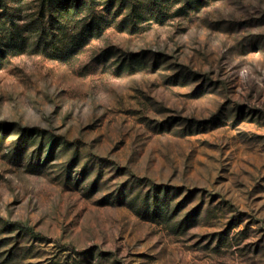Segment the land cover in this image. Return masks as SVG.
Wrapping results in <instances>:
<instances>
[{
  "label": "rangeland",
  "instance_id": "1",
  "mask_svg": "<svg viewBox=\"0 0 264 264\" xmlns=\"http://www.w3.org/2000/svg\"><path fill=\"white\" fill-rule=\"evenodd\" d=\"M44 1L5 0L0 264H264V0Z\"/></svg>",
  "mask_w": 264,
  "mask_h": 264
},
{
  "label": "trees",
  "instance_id": "2",
  "mask_svg": "<svg viewBox=\"0 0 264 264\" xmlns=\"http://www.w3.org/2000/svg\"><path fill=\"white\" fill-rule=\"evenodd\" d=\"M69 0H45L44 5L48 7V10L57 12L58 14L60 11L65 10L66 2ZM79 0H73V2L77 3ZM5 8H4V6ZM1 8H4L1 10ZM14 10L10 11L9 5L5 2V0H0V58L5 56V51L12 45V41L14 40V45H16V41L18 37L16 36L15 27L17 22H15V18L17 14L13 12ZM52 20H50L51 22ZM52 23V22H51ZM59 23V19H55L53 22L54 26ZM45 23L42 24V26Z\"/></svg>",
  "mask_w": 264,
  "mask_h": 264
}]
</instances>
